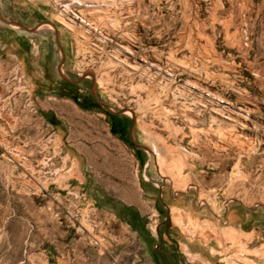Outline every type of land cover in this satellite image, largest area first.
<instances>
[{"label":"rangeland","instance_id":"obj_1","mask_svg":"<svg viewBox=\"0 0 264 264\" xmlns=\"http://www.w3.org/2000/svg\"><path fill=\"white\" fill-rule=\"evenodd\" d=\"M79 2L0 0V264H264V0Z\"/></svg>","mask_w":264,"mask_h":264},{"label":"crops","instance_id":"obj_2","mask_svg":"<svg viewBox=\"0 0 264 264\" xmlns=\"http://www.w3.org/2000/svg\"><path fill=\"white\" fill-rule=\"evenodd\" d=\"M225 218H226L227 223H232L231 224L232 227H234L233 225H239L240 227H242L248 221H259L258 216H256L255 218L253 215L251 214L249 215L248 213L238 214L236 213L235 209L229 212V214H226ZM105 255L106 253L104 252L99 253L96 249L88 250L87 252V257H90L91 259L95 261H102V262L105 261Z\"/></svg>","mask_w":264,"mask_h":264},{"label":"bare ground","instance_id":"obj_3","mask_svg":"<svg viewBox=\"0 0 264 264\" xmlns=\"http://www.w3.org/2000/svg\"><path fill=\"white\" fill-rule=\"evenodd\" d=\"M78 2H79V0H78ZM76 3V2H75ZM78 4H80V2L78 3ZM82 4V3H81ZM67 24V26H69L70 28L72 27L71 25H72V23L68 20L67 22H66ZM50 26H52V24H49ZM217 103V102H216ZM221 112V111H220ZM220 112H217L218 114H221ZM127 113H129V114H132V112L131 111H127ZM224 114V113H223ZM232 113H229L228 114V116H226V117H229V118H233V115H231ZM242 115V114H241ZM240 118V117H239ZM235 120H236V118H235ZM244 120V119H243ZM249 120V119H248ZM233 121V120H232ZM244 122V121H243ZM245 123V122H244ZM245 124H247V123H245ZM238 133V132H237ZM146 179H148V177H146Z\"/></svg>","mask_w":264,"mask_h":264},{"label":"flooded vegetation","instance_id":"obj_4","mask_svg":"<svg viewBox=\"0 0 264 264\" xmlns=\"http://www.w3.org/2000/svg\"><path fill=\"white\" fill-rule=\"evenodd\" d=\"M115 126H116V124H115ZM117 126H118V124H117Z\"/></svg>","mask_w":264,"mask_h":264}]
</instances>
